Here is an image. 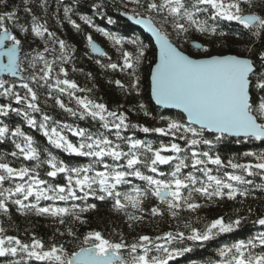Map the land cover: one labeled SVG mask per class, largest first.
<instances>
[{"label":"snow or ice","instance_id":"6c2138e0","mask_svg":"<svg viewBox=\"0 0 264 264\" xmlns=\"http://www.w3.org/2000/svg\"><path fill=\"white\" fill-rule=\"evenodd\" d=\"M0 2L7 7V0ZM131 2L139 6L141 0ZM46 3L47 0H44L45 5ZM242 5L250 9L257 7L256 0H146L143 6L146 12L162 16L164 22L170 23L178 36L187 35L191 31L216 35V25L221 20L236 22L254 36L264 35V15L255 11L245 14ZM99 7L100 5H94L97 10ZM24 10L28 14L33 13L27 0ZM71 13V7L64 8L65 18L80 31L81 25L71 18ZM80 19L89 27H96V31L119 46L122 63L111 62L103 65L100 60L96 62L114 71L130 70L132 83L129 87L138 93L140 77L136 75V71L145 56L142 42L127 41L137 46L138 52L134 55L122 50L125 43L123 37L95 26L88 16H81ZM130 19H134L152 33L159 45V61L151 74L152 96L158 105L182 110L187 116V122L162 116L160 119L166 121L164 127L134 124L130 122L126 111L110 110L105 103L93 100L87 95H76L77 92L90 93L92 89L81 88L74 80L67 78V69L62 65L71 60V54L63 39L56 41L61 53L58 58L49 61L43 54H36L34 59L42 62L43 67L33 73L29 81L46 88L48 98L53 99L70 116L80 120L90 118L98 122L100 129L105 131L97 130L93 133L54 120L43 112L38 92L30 86V82L20 85L26 90L21 96L15 90V84L0 77V96L14 100L17 105H25L22 109L13 107L11 103L0 104V117L7 118L10 113H15L29 127L42 132L55 148L92 160L87 166L72 167L48 153V158L42 161L33 136L26 134L19 126L10 128L0 119V142L11 138L17 150L10 155L23 156L25 160L37 162L31 169L15 168L9 163L0 162V213L9 214L11 202L24 215L47 216L59 225H67L65 231L61 232L58 228L57 233L70 237L71 240L67 242L69 245L80 242L78 250L69 252L65 243L46 246L35 234L27 242L15 235H6L5 228L0 224V258H14L9 259L8 264H169L192 251L191 246H183L184 242H206L220 234L232 233L241 226L243 218L226 221L220 216L206 224L203 230L185 224L187 232L168 231L154 237L140 235L131 244L122 238L118 241L109 239L103 232L94 229L83 234L81 240L74 225L87 224L84 214L97 209L96 203H87L89 198L98 201L111 200L113 210L124 213L131 227L132 222L144 219L142 214L136 213L145 211L144 201L149 197H154L159 202L157 206L150 208L152 216H164L166 211L176 219L183 210L196 212L205 206L197 202L194 195L204 197L206 202H215L217 199L236 200L238 196L246 198L249 191L240 186L254 184L247 177L259 176L264 180V152H245L243 155L253 157L255 162L239 163L234 158L225 161L216 151L217 145L226 137L243 138L245 142H264V51H253L249 48L245 55L225 54L193 58L172 43L168 34L156 26L151 15L147 18L141 16L139 19L133 15ZM108 23H114L111 17H108ZM13 27H17L25 35H34L41 40L45 37L54 38L55 34L34 14L31 23L26 27L19 23L17 10L0 13V73L7 72L13 77L23 79V42L13 32ZM86 39L93 53L107 56L94 42L91 34ZM194 47L204 53L209 51L202 43H195ZM45 51L48 49L45 48ZM108 59L111 60L110 57ZM58 61V71L63 74V79L59 75L53 77ZM32 67L35 68V63ZM91 75L88 73L89 77ZM113 83L125 89L120 80ZM53 92L66 94L70 100L75 101L77 107L66 105L59 96H53ZM138 110L143 111L145 116L149 115L142 103L138 105ZM37 113L41 117L39 120L34 115ZM129 129L145 134L158 133L160 136L171 137L172 142H160L154 146L151 141L135 138L134 132L132 135H124ZM65 132L80 138V142L73 143ZM106 132L114 134L115 139L109 138ZM206 132L212 134V138L206 137ZM41 164L50 168L46 172L48 177L56 178L64 174L66 183L50 184L41 179L36 170ZM161 165L170 166L171 171H161ZM209 165L215 166L216 174ZM142 168L155 175L146 174ZM228 168L236 171L220 174L221 169ZM184 169L191 171L185 174ZM131 178L145 182V186L133 185L130 190H121L125 185H132ZM17 180L21 182L16 183ZM6 181L13 182V186L4 187ZM259 186L264 187V184ZM41 201L52 203L41 206ZM69 201L85 203L68 205ZM57 202H64L65 206H60ZM130 209L135 211L129 214ZM253 223L264 229V216H260ZM125 252L128 253L127 257ZM153 252L156 254L153 255ZM219 257L215 264H264V230L258 231L247 240L224 245L219 250Z\"/></svg>","mask_w":264,"mask_h":264},{"label":"trees","instance_id":"16d2710c","mask_svg":"<svg viewBox=\"0 0 264 264\" xmlns=\"http://www.w3.org/2000/svg\"><path fill=\"white\" fill-rule=\"evenodd\" d=\"M27 3L33 9L32 14L25 12V0H7V7H5L4 3L0 2V13H3L6 10H17L19 23L25 24L26 27L31 23L32 15L34 14L39 18L41 23H44L46 27L55 34V37H45L44 40H41L34 37V35H25L24 33H21L17 27L12 28L13 32L21 38L23 42L21 54L23 79L15 80L11 77L3 78L9 81L10 84H15L17 86L15 90L18 91L21 96L25 94L26 90L20 87V85L24 82H30L29 77L43 67L42 62L34 59L36 54H43L49 61L58 58L61 53L56 41L58 39H63L67 42L71 54V60L62 65L67 69V78L74 80L81 88L92 89L90 93L77 92L76 95H87L93 100L105 103L110 110L126 111L129 115L130 122L134 124H142L149 127H164L166 121L160 119L162 116L187 122L183 114L163 110L154 104L151 97L150 78L152 69L156 64L157 51L149 37L132 26L121 16L120 13L124 11L121 0H47L46 5L44 4V0H27ZM141 3L142 4L133 10L132 14L136 16H149L143 6L146 3V0L141 1ZM256 4L257 7L255 9H250L248 6L242 5L245 14L255 11L257 14L264 15V0H256ZM94 5H100L99 9L97 10L94 8ZM65 7L72 8L71 18L81 25L80 31H77L68 22L67 18H65ZM81 16H88L93 20L95 26L103 28L105 31L114 35L123 37L125 43L123 44L122 50L132 52L135 55L138 52L137 46L128 43L127 41L139 40L142 42L145 48V56L136 71V75L140 77L138 93L136 90L129 87L132 83V77L129 75L130 70L120 71L117 69L114 71L101 66V64L107 65L111 62L118 64L122 63L121 49L119 46L114 45L112 41H110L111 44L104 43L102 38L105 36L96 31V27H89L84 24L80 19ZM151 16L158 27H168V32L170 31L168 35L170 40L180 50L194 58H206L210 55L225 54L245 55L249 48L253 49V51H264V35L254 36L248 29H244L236 22L218 21L216 25V35L201 34L199 32L191 31L187 35L178 36L170 23L164 22L162 16L157 15L156 13H152ZM108 17H111L114 23L109 24ZM88 34H91L93 40L103 46L107 56L95 57L92 55L91 48L86 39ZM196 41L207 47L209 49L208 53L202 51L194 52L191 44ZM45 48L48 49L47 52L45 51ZM108 57H110L111 60H109ZM97 60H100L101 64H98L96 62ZM33 63H35V68L32 67ZM59 66L58 61L55 66L56 70L53 73V77L55 78L59 75V77L63 79V74L58 71ZM74 68L77 70L74 71ZM88 73L92 74L91 77L88 76ZM115 80H120L125 85L127 92L125 89H121L114 84L113 81ZM30 86L37 90L40 97V106L43 112L52 116L54 120L75 127H81L90 130L93 133H96L97 130L105 131L100 129V124L98 122L92 121L90 118L80 120L64 112L55 104L53 99L48 98V90L46 88L38 87L35 83L31 82ZM53 96H59V98L64 100L65 104L70 107H77L75 101L70 100L66 94L61 95L58 92H53ZM255 98L256 97L254 96V99ZM8 103H11L13 107H20L22 109L25 107L23 103L17 105L14 100L0 96V104ZM141 103L145 105L146 110L149 112L148 116H145L143 111L138 110V105ZM121 105H123L122 108L120 107ZM34 115H36L38 120L41 119L40 114L37 113ZM0 119H3L10 128L14 129L16 126H19L26 134L32 135L36 141V146H38L41 152L42 161L48 158V153H51V155L57 157L58 160H61L72 167H83L92 162L89 157L76 156L74 154L66 153L62 149L55 148L48 142L47 138L43 136L42 132L29 127L27 122L15 113H10L9 117H0ZM133 132L135 138L151 141L154 146H157L160 142L165 144L172 142L171 137L160 136L158 133L145 134L138 130L129 129L123 134L132 135ZM65 134L73 141V143L80 142V138L73 136L71 133L65 132ZM105 134L109 135V138L115 139L114 134L107 132ZM205 135L208 138H212V134L210 133L206 132ZM179 142L183 145L182 141ZM45 149L47 151H45ZM13 151L17 150L11 142V138L0 142V157L3 158L0 162L9 163L10 166L15 168L28 167L31 169L36 166V161L25 160L23 156L19 155L16 157L11 156L10 153ZM216 151L219 152L222 159L225 161L234 158L239 163H254L255 160L253 157H246L243 154L248 151L257 153L264 152V142H245L243 139L226 137L224 141L217 145ZM109 162H111L110 159ZM209 167H212L214 174H216L215 166L209 165ZM36 170L39 172L40 178L47 180L50 184L66 183L64 174H60L56 178L48 177L46 172L50 170V168L46 164H41ZM141 170L145 171L146 174H152L147 172L146 169L142 168ZM160 170L168 173L171 171V168L168 165H161ZM189 171H191V169H184L185 174ZM225 171L233 172L236 170L230 168L221 169L220 174ZM196 175L199 176L200 173H196ZM247 178L253 180L254 184L240 186L242 188H247L249 191V195L246 198L238 196L236 200L217 199L215 202H206L204 197L194 195V199L205 206L196 212L183 210L176 219H173L166 211L164 216H152L150 208L157 206L159 202L154 197H149L144 201L145 211L143 213H136L142 214L144 219L138 222H132L131 227H129L130 222L124 213L113 210L111 200L98 201L89 198L87 203H96L97 209L84 214L88 220L87 224H76L74 227L78 234L81 235V240L83 239V234L94 229L103 232L109 239L118 241L122 238L127 243L131 244L135 242L140 235H150L154 237L168 231L187 232V229L184 227L185 224H191L193 227L203 230L206 224L220 216H223L226 221L237 217L243 218L241 226L232 233L220 234L213 240L206 242H184L183 246H191L192 251L169 262V264H215V262L220 259L219 250L221 247L224 245H231L242 239L247 240L258 231L264 230L261 229L259 225L253 223V221L257 220L260 216H264V187L259 186L264 184V180H261L259 176ZM131 179L132 185H125L121 190H130L133 185L140 187L145 186V182L136 178ZM25 180H27V178H25ZM15 182L19 183L21 181L17 180ZM10 186H13V182L6 181L4 187L7 188ZM32 199L33 198H30V200ZM50 203L52 202L41 201V206ZM57 203H59L60 206H65L64 202ZM72 203L83 205L85 202H67L68 205H71ZM161 207L163 208L162 205ZM9 208V214L5 215L0 213V224L5 228L6 235H15L27 242L30 240L32 234H35V236L41 239L46 246L51 245L52 243H65L69 252L78 250L79 241L69 245L67 242L70 241L71 238L67 235L60 236L56 231L58 228L61 232L65 231L67 225H59L55 220L47 216L41 217L34 214L24 215L19 212L17 206L11 204V202H9ZM249 209H251V211H249ZM134 211L135 210L130 209L129 214H132ZM257 251H259V249H257ZM152 254L155 255L156 253L153 252ZM124 255L127 257L128 253L125 252ZM9 259L14 258H0V264H8ZM32 264H37V262H32Z\"/></svg>","mask_w":264,"mask_h":264},{"label":"water","instance_id":"95a60500","mask_svg":"<svg viewBox=\"0 0 264 264\" xmlns=\"http://www.w3.org/2000/svg\"><path fill=\"white\" fill-rule=\"evenodd\" d=\"M121 14V16L128 22V23H130L132 26H134L135 28H137L138 30H140L142 33H144L147 37H149L150 39H151V41L153 42V44H154V47L156 48V51H157V60H156V63H158V61H159V45L157 44V42H156V39H155V36H153L152 35V33H150V32H148L147 31V29H145L144 27H143V25H139V24H137L136 22H135V20L134 19H130V17H132L134 14H132V13H127V12H121L120 13ZM144 18H147V17H145V16H143ZM136 18L137 19H139V18H141V16H136ZM157 26V25H156ZM170 39V38H169ZM104 52H105V49L103 48V46L102 45H100L98 42H96V41H94ZM173 43V42H172ZM195 43H199V42H193L192 44H191V47L193 48V49H195L196 51H198L195 47H194V44ZM175 45V44H174ZM91 53H92V55L93 56H95V57H103V56H101L99 53H93L92 52V50H91ZM186 54V53H185ZM188 55V54H187ZM194 58V57H193ZM5 62H6V58H5ZM154 67H155V65H154ZM154 67H153V69H152V72H153V70H154ZM152 72H151V74H152ZM0 77H11L12 79H15V80H21V77H13V76H11L9 73H7V72H2V73H0ZM150 84H151V78H150ZM151 97H152V100H153V102H154V104L157 106V107H159V108H161V109H163V110H167V111H172V112H179V113H181V114H183L184 116H185V118H186V120H187V116H186V114L185 113H183L182 112V110H180V109H175V108H165V107H163L162 105H158L157 103H156V101H155V98L152 96V93H151ZM229 138H235V139H243V138H237V137H229Z\"/></svg>","mask_w":264,"mask_h":264},{"label":"rangeland","instance_id":"374dc122","mask_svg":"<svg viewBox=\"0 0 264 264\" xmlns=\"http://www.w3.org/2000/svg\"><path fill=\"white\" fill-rule=\"evenodd\" d=\"M141 1H143V0H141ZM121 4H122V6H123V9H124V11H126L127 13H132L133 12V10L135 9V8H137L138 7V5H136L135 3H132L131 2V0H121ZM140 4H142V3H140ZM152 13H148V15H151ZM148 17V16H147ZM158 27V26H157ZM161 27V28H160ZM160 27H158V28H160L162 31H164V32H166L168 35H169V32H168V27L166 28V27H163V26H160ZM102 41L104 42V43H108V44H111V42H110V40H108L107 39V37H103L102 38ZM174 44V43H173ZM182 44V43H181ZM183 45V44H182ZM194 50V52L196 51L195 49H193Z\"/></svg>","mask_w":264,"mask_h":264}]
</instances>
